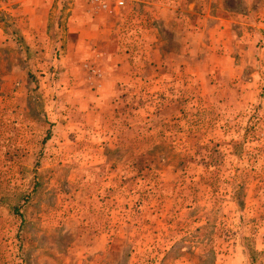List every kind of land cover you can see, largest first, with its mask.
<instances>
[{
    "label": "rangeland",
    "instance_id": "1",
    "mask_svg": "<svg viewBox=\"0 0 264 264\" xmlns=\"http://www.w3.org/2000/svg\"><path fill=\"white\" fill-rule=\"evenodd\" d=\"M75 1L42 35L30 0H0V264H264V0L213 3L226 54L200 33L118 66Z\"/></svg>",
    "mask_w": 264,
    "mask_h": 264
},
{
    "label": "crops",
    "instance_id": "2",
    "mask_svg": "<svg viewBox=\"0 0 264 264\" xmlns=\"http://www.w3.org/2000/svg\"><path fill=\"white\" fill-rule=\"evenodd\" d=\"M77 1L74 3L76 4ZM214 2L219 5L220 12H227L224 0H201V4L198 3V6H196L197 2H195V0L139 1L137 3H140V9L137 12L140 13V16H125L129 17L127 19L131 21L125 24H123L124 20L117 24L116 21L114 23V19L111 17H105L106 21L110 19L112 22L109 28L107 25L103 24L104 20L99 19L101 17L94 18L90 16L92 12H95L90 6L88 7L86 5L87 10L85 11L87 16L90 14L88 16L90 19L93 18V29H91V33L93 31V34H95L92 40L93 44L97 45L98 50L106 54L107 61L111 60L117 63L116 66L120 64L116 61L121 60L123 63H131L135 60L146 63L148 59H153L152 57H155L154 53L159 52V56L155 57V59L161 64V62L164 63V61L183 58L181 53L185 50L189 51V47L192 45V43L189 44V40L187 39H189L190 36L195 38V34L200 33H202L204 37V45L207 47L209 54L212 53L213 47L216 44L223 50L220 53L223 52V54H226L227 45L225 38L229 31V27H232V25L227 23V20H225L222 15L214 14L216 10L212 9ZM28 3V20L33 18L36 20V16L40 18V23L37 24L40 26L41 34L45 35L44 33L49 26V14L53 0H30ZM75 8L78 10L77 4ZM75 8L73 7V9L69 10V13H71L69 17L68 13L66 14L67 19L72 23L71 27L75 24V17L76 20H78V11ZM147 13L151 16L154 23L148 22L149 20H147V17L149 18V16H147ZM153 13L155 14L153 15ZM144 16H146V20H144ZM140 18H143V20ZM197 22H202V26L201 24L197 26ZM237 24L238 22H235V25ZM255 32L261 35L258 28ZM149 33H151L150 36L148 35ZM185 35L189 37L185 39ZM239 40V46H242L243 39L241 38ZM76 42L78 48L80 46H85V44H90V42H86L83 36H80L79 40H76ZM235 42H237L238 45V41L235 40ZM174 44L179 46H181L180 44H182V46L185 44L188 48L183 50V47L182 49L178 47L179 51H173L171 48L169 49V46ZM186 59H188V57H186ZM144 66H146V64ZM118 68H120V66ZM131 70H135V74L131 75H139L140 77L147 75L142 73V70L138 72L137 68ZM111 76L112 73L110 74L105 71L107 82L111 79Z\"/></svg>",
    "mask_w": 264,
    "mask_h": 264
},
{
    "label": "built area",
    "instance_id": "3",
    "mask_svg": "<svg viewBox=\"0 0 264 264\" xmlns=\"http://www.w3.org/2000/svg\"><path fill=\"white\" fill-rule=\"evenodd\" d=\"M127 0H88L90 7L97 12L115 15L126 6Z\"/></svg>",
    "mask_w": 264,
    "mask_h": 264
}]
</instances>
